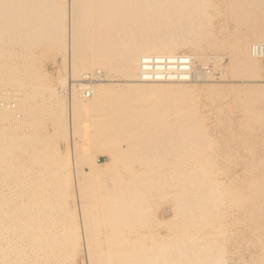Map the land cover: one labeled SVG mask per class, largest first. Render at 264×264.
<instances>
[{"label":"bare ground","instance_id":"1","mask_svg":"<svg viewBox=\"0 0 264 264\" xmlns=\"http://www.w3.org/2000/svg\"><path fill=\"white\" fill-rule=\"evenodd\" d=\"M262 84L264 0H0V264H264Z\"/></svg>","mask_w":264,"mask_h":264},{"label":"rangeland","instance_id":"2","mask_svg":"<svg viewBox=\"0 0 264 264\" xmlns=\"http://www.w3.org/2000/svg\"><path fill=\"white\" fill-rule=\"evenodd\" d=\"M179 53H181V52H179ZM59 60V63H58V65H57V67H53L52 65H51V63H50V60H46V61H44L43 62V64H42V70H43V72H44V74L47 76V78L50 80V81H52L53 82V84L55 83V80L59 77V76H63V75H65V66H63V64L60 62V59H58ZM201 62V66H204V63L205 62H203V61H200ZM208 67V68H207ZM225 67H226V64H225V62L222 64V66L220 67V68H217V69H214V68H212V67H210V66H208V65H205V67H203V68H200L199 70H198V72L200 71V72H202V73H204L205 71H208V73L210 74V76H212L214 79L213 80H215V82H214V84H216V85H219L220 84V86H226V84L227 85H229V82H225V81H230V80H233L229 75H227L226 73L224 74L222 71H224L225 70ZM206 68V69H205ZM55 70H56V72H55ZM63 70V72H61V71ZM67 71V70H66ZM204 71V72H203ZM219 71V72H218ZM48 75H47V74ZM63 73V74H62ZM215 73V74H214ZM216 73H218V74H216ZM56 74V75H55ZM221 75H224V77L222 78V79H220L218 76H220L221 77ZM56 76V77H55ZM216 77V78H215ZM218 77V78H217ZM56 78V79H55ZM225 78L227 79V80H225ZM224 79V80H223ZM222 81V82H221ZM224 81V82H223ZM220 82V83H219ZM230 84L231 85H229V86H234L235 85V83H231L230 82ZM262 85H264V84H262ZM223 86V90L225 91V88H227V87H224ZM67 100H65V102H64V106H65V108H66V113H67V110H68V108H69V100H68V98H66ZM83 119V118H82ZM33 125V124H32ZM81 125H83V123H81ZM8 126H11V123H9V125ZM40 128H39V127ZM48 127L49 125L48 124H46V123H43V122H41V119H40V121H39V118H37V122H35L34 123V126H33V130H32V134H30L29 136H31V135H33L32 137H36L37 139H42V134H43V132H44V128L45 127ZM11 130L9 129V130H7L6 132H8V135H9V139H11V138H13L14 140L17 138V135L16 134H14V136H13V133H11L10 132ZM50 132H52V130L49 128V133ZM51 134V133H50ZM19 136H21V134L19 133ZM85 144H87L86 146H85ZM62 145V146H61ZM60 146H61V152H62V154H64L65 153V146L63 145V144H61ZM79 151H80V154H81V156H82V154L84 155V157H87V158H89V159H92V155H93V146L89 143V142H85V140L83 139V140H81V141H79ZM1 147V145H0V154H1V158H0V160L3 162H8L9 164H11L12 166H15L16 168L18 167V163H17V158L19 159H21L20 160V167H22L23 169H25V170H31V163H29V160L28 159H25V157L28 155L27 154V152H17V156L15 157V154H9L8 152H6L5 150H4V148H2ZM80 148H86L85 150H83L82 151V149L80 150ZM83 153H82V152ZM85 152V153H84ZM90 156V157H89ZM103 162L104 163H106V161H104V160H102L101 162H100V164L101 165H103ZM14 167V168H15ZM28 167V168H27ZM16 170H18V169H16ZM16 170L15 169H9V172H7V171H4L3 173H2V175H7L8 173H10V172H16ZM24 172H26V171H24ZM83 259H84V261H83ZM77 264H86V259H85V257L83 256V255H81L79 258H78V260H77Z\"/></svg>","mask_w":264,"mask_h":264}]
</instances>
